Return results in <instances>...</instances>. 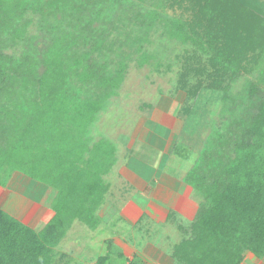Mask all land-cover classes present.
<instances>
[{
	"label": "trees",
	"instance_id": "16d2710c",
	"mask_svg": "<svg viewBox=\"0 0 264 264\" xmlns=\"http://www.w3.org/2000/svg\"><path fill=\"white\" fill-rule=\"evenodd\" d=\"M33 1L0 0V186L18 172L57 195L54 216L41 231L0 209V264H53L54 249L75 221L92 230L100 225L98 211L110 191L106 178L117 166L120 147L94 127L108 97L123 83L133 55L122 57L114 50L113 37L124 26L158 24L170 39L209 55L211 86L226 94L223 109L234 102L226 76L257 70L247 93L264 92V11L254 0H176L191 10V21L165 12V0H137L150 9L139 4L132 9L130 0L54 2L62 18L51 27L54 41L38 57L28 50L32 22L25 17ZM8 7L16 8L9 20L4 14ZM97 25L109 27L96 35ZM108 51L121 57L111 76L109 56L103 57ZM134 53L133 61L141 66L152 62L141 46ZM95 55L103 57L100 66ZM13 92L23 101L16 102ZM206 151L184 177L204 202L174 256L181 264H242L246 252L264 258V96L231 157L215 160ZM202 164L215 169L212 180ZM109 261L107 255L97 264Z\"/></svg>",
	"mask_w": 264,
	"mask_h": 264
},
{
	"label": "rangeland",
	"instance_id": "374dc122",
	"mask_svg": "<svg viewBox=\"0 0 264 264\" xmlns=\"http://www.w3.org/2000/svg\"><path fill=\"white\" fill-rule=\"evenodd\" d=\"M254 1L264 11V0ZM54 2L64 3L63 0H37L32 2L31 7L25 8L27 12L25 17L32 22L27 37L32 49L28 48V50L37 57L54 41L52 39L56 32L51 27L58 24L62 18L59 12L61 7ZM109 2L119 1L109 0ZM175 2L177 1L165 0V12L191 21L192 12L188 6L180 7ZM137 4L143 9L151 8L149 3L140 4L137 0H130L129 6L133 9ZM14 8L8 7L5 10L7 20L10 14H14L12 10ZM108 27V25L101 27L97 25L96 35ZM121 31V35L115 34L113 37L114 50L122 57L133 55L128 59L130 62L127 64L123 83L116 90V94L108 97L106 110L101 113L100 121L94 127L97 134L114 139L113 142L120 147L117 153V166L110 178L106 179L114 187L111 191L113 198L110 197L113 202L109 201L110 204L107 205L104 203L100 208L98 213L101 215V225L97 232L91 234L87 228L83 231L80 226L72 227L69 231L70 235L54 249L53 264H97L99 258L107 255L110 257L109 264H181L174 258L175 248L191 232L190 225L194 218L191 214L197 215L196 212L204 202L192 186L185 184L184 177L193 168L203 150H207L206 154H213L215 160L222 155L232 156L245 124L251 119L252 112L264 96V92L253 97L247 93L249 84L257 80V70L243 71L234 79L226 76L225 85L229 86V96L234 102L228 103L223 109L226 94L223 90L211 86L213 80L209 76L212 72L209 55L191 44L170 39L158 24L142 27L126 25ZM139 46L152 58V62H148L146 66L133 61L138 57L134 52ZM115 51H108L103 56H109L107 58L108 63L111 64L109 76L114 74L113 71L117 69V62L121 58L114 55ZM103 57L98 58L95 55L94 63L98 62L100 66ZM155 64L162 65V70H157ZM200 85L203 88L195 98L194 92ZM70 87L74 89V86L70 85ZM76 91L72 93L75 94L74 98L77 97ZM13 95L16 102L23 101L21 95L18 96L16 93ZM210 124L212 126L209 127ZM185 130L188 134L183 138ZM154 137L159 141L156 143L155 152H157L153 156L152 163L160 162V166H166V173L163 175L159 173L157 181L155 180L156 191L152 193L151 190V194L157 193L156 198L173 201V210L179 214L174 213L173 218L166 224H160L163 222L135 224L139 217L145 215L146 208L132 203L135 190L127 182L131 184L133 182L127 179L125 183L121 176L122 169L126 170L123 157L126 151L134 146H137L134 149L136 153L141 152L143 147L149 146V144L140 146L133 141L149 139L153 142ZM163 138H166L165 142H161ZM127 143L128 146L125 147ZM170 153L171 156L166 159ZM202 166L203 171L207 170L209 180H212V171L215 169H206L210 164L206 166L202 164ZM119 179L122 181L119 182ZM118 183L123 184L126 190L127 187L129 188L128 196L116 197L121 187ZM34 184L31 179L15 172L9 177L5 186H0V199L12 198L15 193L14 199L19 201L16 211L27 207L26 210L30 213L31 207L24 202L22 196L19 197L17 194L30 195L26 198L36 195V198L37 191H33ZM46 208L50 209L51 205L47 204ZM189 209L192 213H188ZM161 210L163 213L166 212L163 205L160 207ZM150 211L148 210V213ZM29 215L32 216L31 213ZM40 223L39 227L42 226V221ZM179 225H185L182 231H179ZM118 239L121 245H127L132 250L125 251L114 247V241L117 242ZM111 250L114 252L110 254ZM254 259L256 262L253 261ZM245 262V264H264V258H248Z\"/></svg>",
	"mask_w": 264,
	"mask_h": 264
},
{
	"label": "crops",
	"instance_id": "0c3cea01",
	"mask_svg": "<svg viewBox=\"0 0 264 264\" xmlns=\"http://www.w3.org/2000/svg\"><path fill=\"white\" fill-rule=\"evenodd\" d=\"M152 140H153V142H150L149 139H148V141H140V140H139V142L133 141V142H136L137 144L139 143L140 146H142L141 144H143V145L149 144V146L143 147L142 148L143 150L139 153L134 152L135 151L134 149L137 146H134L133 148L129 147L131 150L128 149L129 151H126L127 155L125 156V158L123 160L124 164H125L124 168L126 170L122 169L123 170L122 175H121L122 179L125 183L127 182V179H130L133 183L132 184L130 182H127V183H128V185L130 184V186H133V190H135V194L133 196L134 198L132 199V203H136L137 205L140 204L143 208H146L145 215L139 217L138 221L137 220L135 221V224L137 222H138L137 224L141 223L142 225L145 223H147V224L153 223L154 224L155 222H157V223L163 222L160 224H166L169 219L173 218L174 213H177V212H174V210H173V208H174L173 207L174 203H172L173 201L169 202V201L163 200L160 197L156 198L155 195H157V193L155 195L151 194V190H152V193H153V191H154V193L156 191L155 180L157 181L159 173H162V175L166 173V166L165 167L160 166V162L152 163L153 156L156 155V152H157V151L155 152V150H157L156 149L157 148L156 143H157V141H159V139L154 137ZM165 141H166V138H163V140H161V142H165ZM126 146H128V143L125 144V147ZM161 149H163V152L165 151L164 147H162ZM170 156H171V153H170V155L168 154V157L166 159H168ZM111 175L112 174H109L107 176V178H110ZM22 176L26 177L24 175H22ZM120 181H122V180L119 179V182ZM31 182H35V181L31 180ZM109 184H110V191L105 198V201H104L105 204L104 205L110 204L109 201H112V198H113V196H112L113 193H111V191H112V189L114 190V187H112L113 185H111V183H109ZM118 184H120L121 187H120V190L118 189V193H117L116 197L128 196L129 195L128 191H130V190H128L129 188L127 187V190H128L127 191L123 184H121V183H118ZM33 187H32L33 191H37V197L36 198H35L36 195L34 197L32 196L31 198H26V197H29L30 195L25 196L24 194H21V195L17 194V196H19V197L22 196L21 198L22 199L24 198V202H26L27 205L31 207L30 213L32 214V216L29 215L30 213L27 212V210H26L27 207L23 208L21 206V208H23V209L16 211V207H17V204L19 203V201H16L14 199L15 193L12 196V198H13L12 201H11L12 198H9V199L5 198L3 200L0 199V209L5 211L6 213L10 214L11 216L16 218L17 220H19L23 224L29 226L30 228H32L36 231H41L51 221V219L54 216L53 210H52V212H50V209H52V205H53V202L56 198L57 192L54 189L48 187L47 185H44V184H41L38 182H35ZM110 197H112V198H110ZM170 198H173V197H170ZM186 201H187V199H186ZM47 204L51 205L50 209L46 208ZM162 205L164 206V209L166 210L165 213H163L162 210L160 211V207H162ZM148 210H151V211L148 213ZM33 213H34V215H33ZM99 213H98L99 218H101V215ZM171 213H173V214L170 216ZM188 213H192V210L189 209ZM177 214H179V213H177ZM191 215L194 217V218L192 217L193 218L192 223H193L196 214H195V216L193 214H191ZM41 221H42V226L39 227V225L41 224L40 223ZM100 225H101V223H100ZM100 225L98 226L97 229L92 230L88 226L82 224L79 221H75V223L73 224V226H80L81 230H83V231L85 230V228H87L88 230H90L91 234L94 232H97ZM184 226L185 225H179L178 226L179 231L181 229H183ZM69 235H70V232L67 233L66 237H68ZM114 247H116L118 249L125 250V251H127L128 249L130 251V249H131L130 247H127V245L126 246L121 245L119 243V239L117 242H116V240L114 241ZM113 252L114 251L111 250L110 254ZM174 258H176V257L174 256ZM248 258L258 259L252 253L246 252L242 264H245L246 263L245 260H247ZM253 261L256 262L255 259Z\"/></svg>",
	"mask_w": 264,
	"mask_h": 264
}]
</instances>
